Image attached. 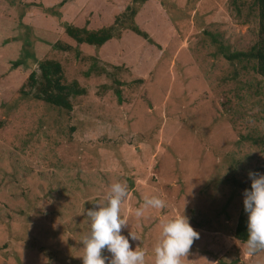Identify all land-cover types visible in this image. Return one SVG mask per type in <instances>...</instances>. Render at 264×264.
Returning <instances> with one entry per match:
<instances>
[{"label": "rangeland", "instance_id": "374dc122", "mask_svg": "<svg viewBox=\"0 0 264 264\" xmlns=\"http://www.w3.org/2000/svg\"><path fill=\"white\" fill-rule=\"evenodd\" d=\"M112 1L120 34L93 50L97 60L88 52L80 60L53 48L60 34L38 30L40 12L21 20L33 42L23 46L18 14L33 2L19 10L18 0H0L12 8L0 11V264H82L85 210L106 202L116 182L129 192L121 234L146 264H154L161 218L183 214L200 235L184 264H264V251L250 255L233 238L248 173L264 174V145L242 139L264 141V80L228 58L257 41L254 0ZM67 4L80 14L98 6L73 0L57 11ZM53 16L45 24L61 29ZM29 53L59 62L65 82L83 90L69 112L22 95L33 94ZM153 196L166 207L136 217Z\"/></svg>", "mask_w": 264, "mask_h": 264}, {"label": "clouds", "instance_id": "9594fccd", "mask_svg": "<svg viewBox=\"0 0 264 264\" xmlns=\"http://www.w3.org/2000/svg\"><path fill=\"white\" fill-rule=\"evenodd\" d=\"M250 190L243 195L244 211L247 214L248 238L243 241L248 253L264 251V174L249 171ZM126 182L110 185L105 201L96 203L85 210L90 231L82 240L80 257L82 264H146V253L143 250H132L129 239L121 234L127 221L121 218L120 210L128 197ZM166 203L156 196L145 197L143 203L135 210L136 217H142L148 208L163 209ZM160 237L154 246V264H184L199 233L190 225L188 217L178 215L171 219L161 218ZM132 240L138 238L130 233ZM107 250L111 258L102 255Z\"/></svg>", "mask_w": 264, "mask_h": 264}, {"label": "trees", "instance_id": "16d2710c", "mask_svg": "<svg viewBox=\"0 0 264 264\" xmlns=\"http://www.w3.org/2000/svg\"><path fill=\"white\" fill-rule=\"evenodd\" d=\"M60 1L61 2L56 7H49L48 5H44L42 3L34 5L35 9L37 8L36 11L42 13L41 15L45 18H42L41 20L40 17L36 20V22L44 23L42 29L38 28V30L45 35L48 34L49 30H54L55 33L60 34L58 39H54L56 41L53 44V48L57 51L73 53L74 56L79 57L80 60L85 58L84 56H81L80 52H88L90 54V58L97 60L98 56H93V50H98L99 48L103 47L110 41L114 34L119 35V28L123 23L118 21L116 15H113L111 22L109 23L100 15H95L93 12H90L83 18H78L74 24L62 23L61 29H54L46 25L45 22L53 19V15L57 17V20L61 21L59 18L62 14L60 11H57L59 9L58 6H61L67 2H71L72 0ZM33 4L35 3H31L30 6ZM17 5L20 7L19 4ZM254 7L257 10L258 19L257 41L246 52L236 53L228 58L231 62L235 61L237 65H239L240 69H249L251 72L264 80V0H254ZM236 10H238V8H236ZM1 12L3 13L4 11ZM7 12L9 11L7 10ZM130 12L132 15L133 11ZM20 14L24 15L25 13L21 12ZM26 15L21 18L18 17V21L20 22V25L24 26L21 33V37L23 38L22 44L25 47L31 48L33 42L28 38L31 29L30 27L26 26L28 23L25 25L21 21ZM8 18L15 20L16 16L8 14L2 15V19L8 20ZM117 24H119V26H117ZM14 25H17V22H14ZM128 30L137 33L138 35V30H136V28L131 24L128 26ZM12 34L15 33L13 32ZM59 38H61L63 41H61V39L59 40ZM39 48H42V46ZM28 55L31 58L30 63L35 65V69L32 70L26 77L25 86L32 88L33 94L28 95V92H23L22 95L27 98L32 97L33 99L42 102L55 110L69 112L71 110L70 99L77 95H81L83 90L77 86L76 82H71L70 84L65 82L59 62L46 58L34 61L32 55L30 53ZM90 68L93 69L95 67L94 65H90ZM98 71L102 72L103 69H98ZM87 75L88 73H85L84 76ZM137 82H139V80ZM115 83L117 84L116 81ZM114 92L117 95L119 94L117 89ZM242 139L246 142H250L253 146L260 147V145H264V141L261 139L252 137H242ZM250 186L251 181L244 185L243 192L245 189L250 190ZM234 224L233 238L239 243L244 244L243 241L247 240L248 233L247 214L244 211L243 201Z\"/></svg>", "mask_w": 264, "mask_h": 264}, {"label": "crops", "instance_id": "0c3cea01", "mask_svg": "<svg viewBox=\"0 0 264 264\" xmlns=\"http://www.w3.org/2000/svg\"><path fill=\"white\" fill-rule=\"evenodd\" d=\"M13 2V0H9V2ZM52 2L53 1H55V0H51ZM50 0H33V1H25V0H18V2H17V4H19L20 5V7L22 6V4H24V3H27V2H29V3H31V2H33V3H35V4H33L32 5V7L31 6H29V7H31V8H25L24 9V15H26L27 13H31V12H33V13H31V14H39L40 15V13L37 11H35L36 9H34L35 7H34V5H36V4H39V3H42V4H44V5H48L49 7H50V5H51V2ZM56 1H59V0H56ZM55 1V2H56ZM73 1V0H72ZM71 1V2H72ZM74 1H76V0H74ZM87 1V3L90 5V3L91 4H95V3H97V9L95 10L94 8L96 7V6H93V7H91V9H85V11L83 12V14H80L81 12H80V10L78 9V8H80V7H74L73 5L71 6V5H66L67 7H69L70 6V8L69 9H67V12L66 13H63L62 14V16L63 17H60L59 19H61V21H62V23H67V24H74L75 22H76V20L78 19V18H83L84 16H86L87 14H89L90 12H93V14H95V15H100L104 20H106L107 22H111V18L113 17V15H116L117 13H116V11L117 10H119L120 9V6L116 3V1H115V3L112 1V0H86ZM70 2V3H71ZM143 3H146V2H151V1H142ZM141 2V3H142ZM15 3V2H14ZM69 3V2H68ZM139 3H140V1H139ZM116 4V6L114 7L113 5H115ZM82 5V4H81ZM91 6V5H90ZM20 7H19V10H21L20 9ZM110 8H112L111 10H110ZM149 8H151V9H153V7H149ZM7 10L8 11H12V8L9 6H7L6 5V8H1L0 9V11H4V12H7ZM14 10H15V8H14ZM18 10V11H19ZM95 10V11H94ZM138 11V10H137ZM136 11V12H137ZM13 16H17L16 15V13L14 12L13 13ZM27 16V15H26ZM25 16V17H26ZM18 17H19V14H18ZM28 22V21H27ZM138 23V22H137ZM1 26H3V23L2 22H0V27ZM165 31L166 30H168V29H164ZM171 31H170V34H171V36L169 37V38H166L167 40L168 39H170V38H174V34H175V29L174 28H172V29H170Z\"/></svg>", "mask_w": 264, "mask_h": 264}]
</instances>
